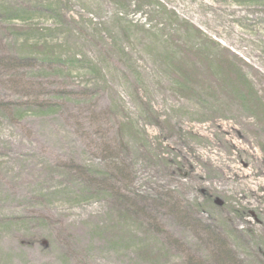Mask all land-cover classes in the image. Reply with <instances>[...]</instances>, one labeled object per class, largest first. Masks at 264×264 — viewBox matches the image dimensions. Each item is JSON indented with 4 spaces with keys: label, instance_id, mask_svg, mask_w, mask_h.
<instances>
[{
    "label": "rangeland",
    "instance_id": "374dc122",
    "mask_svg": "<svg viewBox=\"0 0 264 264\" xmlns=\"http://www.w3.org/2000/svg\"><path fill=\"white\" fill-rule=\"evenodd\" d=\"M0 264H264V0H0Z\"/></svg>",
    "mask_w": 264,
    "mask_h": 264
}]
</instances>
